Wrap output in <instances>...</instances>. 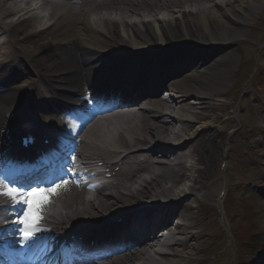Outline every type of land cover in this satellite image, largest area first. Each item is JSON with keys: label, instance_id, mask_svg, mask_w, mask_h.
Segmentation results:
<instances>
[{"label": "bare ground", "instance_id": "bare-ground-1", "mask_svg": "<svg viewBox=\"0 0 264 264\" xmlns=\"http://www.w3.org/2000/svg\"><path fill=\"white\" fill-rule=\"evenodd\" d=\"M215 1L0 0V33H6L0 38V177L21 172L13 180L24 190L59 185L41 221L54 230L127 214L108 237L84 241L88 251L79 264H197L191 258L202 222L185 202L196 193L179 201L184 188L178 185L188 169L200 177L205 156L219 147L215 126L200 123L210 116L212 96L225 87L223 75L233 69L231 47L264 13V0ZM173 9L179 15L172 20L154 19L157 35L152 16ZM166 86L168 98L151 96ZM46 96L60 97L63 105L51 107ZM257 105L264 119V101L258 98ZM40 123L52 132V146L61 148L62 157L75 153L84 160L93 151L124 159L116 185L105 181L95 193H85L71 159L61 171L49 173L40 165L24 173L31 168L25 159L14 161L11 140ZM257 128L254 141L263 150L264 128ZM262 159L258 182L264 187V154ZM0 186L6 187L1 180ZM0 199L12 205L8 197ZM260 199L258 212L264 214L263 191ZM22 207L0 208L2 237L20 227L14 221ZM155 209L161 217L153 229ZM263 244L264 237L257 236L248 249ZM251 255L238 264H259ZM49 258L26 264H66Z\"/></svg>", "mask_w": 264, "mask_h": 264}, {"label": "rangeland", "instance_id": "rangeland-1", "mask_svg": "<svg viewBox=\"0 0 264 264\" xmlns=\"http://www.w3.org/2000/svg\"><path fill=\"white\" fill-rule=\"evenodd\" d=\"M183 8L187 11L194 10L189 4H184ZM176 9L164 10L163 14L152 16V25L157 35L159 31L154 19L164 16L172 20L179 15ZM251 23V27L246 32L247 37L230 49L236 55V61L233 69L223 75L225 77L223 94L214 97L209 118L200 123L201 126L208 124L215 126L220 139L219 147H216L212 155L205 156L204 164H200L204 172L199 178L194 169H188L186 177L178 185L179 188H184L182 193L195 189L197 180L201 185L199 192H195L197 199L188 200L193 214L200 217L201 222L203 221L199 229H202L204 234L197 241L196 255L191 258L197 264H238L236 259L241 256L247 260L251 251L254 263H259L263 259L262 264H264V244L250 249L247 245L252 238L264 237L262 226L264 214H260L257 208L261 200L258 176L264 149L260 150L251 137V129H254L252 127L255 124H263L259 107L255 105L256 97H258L255 93L263 98L260 92H264V82H262L264 58H259L256 53L260 47H264V13L254 18ZM249 55L251 63L247 68L243 61ZM255 62L259 63V70L252 75L256 69ZM169 92L168 89L163 88L160 96L165 98ZM228 148L229 151H227ZM226 155L229 160L227 173L231 177V184L227 198V221L221 222L217 220L214 204L224 183L218 166ZM206 194L212 199L214 196V199L208 200V197H205ZM196 202H201L203 212L195 211Z\"/></svg>", "mask_w": 264, "mask_h": 264}, {"label": "snow or ice", "instance_id": "snow-or-ice-1", "mask_svg": "<svg viewBox=\"0 0 264 264\" xmlns=\"http://www.w3.org/2000/svg\"><path fill=\"white\" fill-rule=\"evenodd\" d=\"M65 185L67 181H64ZM59 185L53 188H31L24 190L19 187L0 186V195L8 197L12 201L9 207L15 212L17 206L23 205L20 211L16 213L15 223L20 227L17 231L20 233V243H25L32 239L35 233L43 231L40 223L43 220L44 205L50 202L51 195L59 190Z\"/></svg>", "mask_w": 264, "mask_h": 264}]
</instances>
